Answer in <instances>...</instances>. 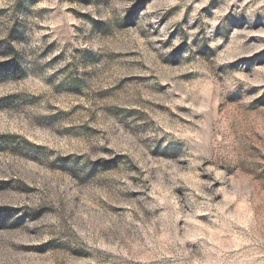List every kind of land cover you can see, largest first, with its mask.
<instances>
[{
  "label": "rangeland",
  "instance_id": "374dc122",
  "mask_svg": "<svg viewBox=\"0 0 264 264\" xmlns=\"http://www.w3.org/2000/svg\"><path fill=\"white\" fill-rule=\"evenodd\" d=\"M0 264H264V0H0Z\"/></svg>",
  "mask_w": 264,
  "mask_h": 264
}]
</instances>
